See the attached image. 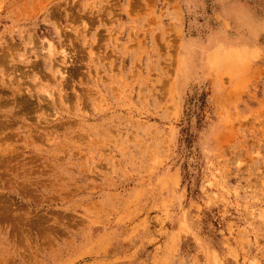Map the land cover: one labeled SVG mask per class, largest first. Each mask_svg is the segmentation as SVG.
Segmentation results:
<instances>
[{
  "label": "rangeland",
  "instance_id": "obj_1",
  "mask_svg": "<svg viewBox=\"0 0 264 264\" xmlns=\"http://www.w3.org/2000/svg\"><path fill=\"white\" fill-rule=\"evenodd\" d=\"M0 264H264V0H0Z\"/></svg>",
  "mask_w": 264,
  "mask_h": 264
},
{
  "label": "bare ground",
  "instance_id": "obj_2",
  "mask_svg": "<svg viewBox=\"0 0 264 264\" xmlns=\"http://www.w3.org/2000/svg\"><path fill=\"white\" fill-rule=\"evenodd\" d=\"M46 47H47V46H46ZM47 49H48V52L51 53V49H52V45H51V43H50V45L48 44ZM64 57H65V56H64ZM58 71H59V70H58ZM58 74L62 77V76H64L65 73L59 71Z\"/></svg>",
  "mask_w": 264,
  "mask_h": 264
}]
</instances>
